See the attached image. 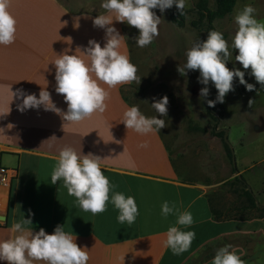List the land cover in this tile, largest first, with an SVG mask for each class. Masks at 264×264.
Wrapping results in <instances>:
<instances>
[{
	"label": "crops",
	"instance_id": "1",
	"mask_svg": "<svg viewBox=\"0 0 264 264\" xmlns=\"http://www.w3.org/2000/svg\"><path fill=\"white\" fill-rule=\"evenodd\" d=\"M243 4H251L256 18L264 20V0H236L232 12ZM87 7L93 9L94 5ZM8 10L15 17L16 33L12 44L0 45V164L13 172L10 179L0 183V239L7 238L11 224L24 216L31 218L32 225L28 227L33 231L43 228L51 234L57 225H64L65 231L75 236V243L88 251V264H183L203 244L220 236L240 232L264 235V216L248 220L212 218L207 199L209 184L183 157L177 156L174 127L165 124L159 133L141 136L120 123L125 108L133 105L146 117L153 116V112L127 98V88L143 79L148 68L142 59L137 66L138 79L111 89L103 113L63 125L59 114L42 107L18 111L16 105L21 101L13 93L23 89L38 97L41 87L47 88L57 108L66 111L63 96L55 92V68L51 63L63 53L71 55L76 51L82 55L77 47L83 50L90 39L103 46L104 30L94 27L92 20L106 13L74 10L63 0H10ZM113 24L124 36L133 64L123 23ZM247 77L250 84H259L249 74ZM258 94L264 92L254 87L251 95ZM144 142L148 147L139 148ZM64 146L104 158L101 167L110 183L116 185L114 191L135 198L139 215L131 226L117 222L118 211L111 203L106 211L93 216L78 207L61 181L51 184L54 158ZM251 172L260 174L255 185L251 178V191L257 203L264 205V154L251 158ZM238 174L232 171V175ZM164 201L175 203L193 216V225L184 230L194 231L195 239L180 255L161 244L164 233L176 220L174 215L161 216ZM232 249L242 259V249ZM212 258L201 264H210Z\"/></svg>",
	"mask_w": 264,
	"mask_h": 264
},
{
	"label": "clouds",
	"instance_id": "2",
	"mask_svg": "<svg viewBox=\"0 0 264 264\" xmlns=\"http://www.w3.org/2000/svg\"><path fill=\"white\" fill-rule=\"evenodd\" d=\"M9 2L0 0V45L3 46L12 44L16 33V20L8 10ZM185 4L186 0H101L100 7L106 14L97 15L92 23L104 30L103 46L90 39L83 50L77 47L82 55L76 54V51L71 55L63 53L51 63L55 68V92L63 96L66 111L56 107L46 87H41L38 97L17 89L13 93L21 101L16 105L17 110L24 112L42 107L45 111L59 114L65 122L63 125L76 124L94 113H103L107 109L106 101L110 98L111 89L138 79L137 69L127 55L124 36L113 22L136 28L138 35L133 37L135 46L144 48L159 34L161 18L152 10L159 9L163 13L175 5L177 11L183 14ZM255 12L256 9L247 4L234 16L236 31L231 45L222 32L210 30L205 40L195 42L186 50V61L183 66H178L177 70L182 75L188 70L199 71L198 83L205 85L200 89V97L209 95L207 86L210 83L214 86L217 93L214 100H207L210 107L223 103L225 95L234 90V78H238L246 90L251 91L255 87L245 80V71L235 67V63L229 69L226 66L229 61L239 62L244 70L250 69L248 74L264 89V22L256 18ZM230 48L237 51L234 57ZM167 105L168 98L164 96L154 99L150 106L164 117ZM120 123L141 136L159 133L165 127L164 119L157 115L146 117L136 105L125 108ZM138 147L147 148L148 144L144 142ZM54 159L51 184L61 181L67 194L75 198L82 211L95 216L106 211L107 204L111 203L118 211V223L131 226L135 222L139 215L135 198L114 191L116 185L110 183L101 167L104 158L92 153H77L73 147L64 146ZM169 215L176 217L175 224L168 227L161 244L172 254L180 255L190 248L195 239L194 231L184 230L193 225V216L187 210L181 211L175 203L170 205L164 201L161 216L167 218ZM29 225H32L31 218L24 216L11 224L10 235L0 239V261L6 264H88V251L75 243V236L65 231L64 225H57L51 234L43 228L33 231ZM210 264H244V261L228 244L215 251Z\"/></svg>",
	"mask_w": 264,
	"mask_h": 264
},
{
	"label": "rangeland",
	"instance_id": "3",
	"mask_svg": "<svg viewBox=\"0 0 264 264\" xmlns=\"http://www.w3.org/2000/svg\"><path fill=\"white\" fill-rule=\"evenodd\" d=\"M63 1L74 10H104L100 7L101 0ZM76 1L78 4H75ZM197 1L186 0L185 9L193 8ZM88 4L94 5L93 9L88 8ZM206 4L210 9L214 8V0H206ZM244 6L243 4L241 9L240 6H235L232 14L212 22L214 30L222 32L229 45L236 31L234 16ZM152 11L161 18L159 34L144 48L135 46L133 37L138 35V30L123 23V30L133 54V65L138 70L141 59L148 65L142 75L143 79L140 82L135 81L132 88H127V98L153 112V116L164 119L167 127H174L177 156L183 157L186 163L197 170L201 178L204 177L203 180L209 184L207 195L211 197L214 206L240 209L245 199L241 195L242 186L230 181L234 175L223 148L222 137L215 135L213 131L216 128L224 131V140L232 153V166L236 167L251 189V178L254 185L261 178L259 172H251V158L264 154V94L251 95V91L242 94L238 90L239 82L233 80L234 90L225 95L224 102L210 107L207 100L215 99L217 90L214 86L210 83L207 86L209 95L202 98L199 93L205 85L198 83L199 71L188 70L182 75L177 70L186 61V50L195 42L207 38L204 30L194 29L189 24V20L196 16L195 13H186L184 26L177 27L170 20L168 9L163 13L159 9ZM259 21L264 22L263 18ZM230 51L233 57L237 54L231 48ZM234 63L246 75L250 71L244 70L239 62L229 61L226 66L232 69ZM144 64L141 69L145 68ZM164 96L168 98L167 115L161 117L150 105L154 99L159 100ZM210 112L216 117L215 120ZM252 162L255 163L256 160ZM237 234L239 235L228 244L232 248L242 249V260L246 264H264V235L251 232Z\"/></svg>",
	"mask_w": 264,
	"mask_h": 264
},
{
	"label": "trees",
	"instance_id": "4",
	"mask_svg": "<svg viewBox=\"0 0 264 264\" xmlns=\"http://www.w3.org/2000/svg\"><path fill=\"white\" fill-rule=\"evenodd\" d=\"M236 0H214V8L210 9L207 4L206 0H198L194 7L191 9H185L183 10V14H180V12L177 11L176 7H171L168 9L169 18L172 21L173 24H175L177 27H183L185 24V16L186 13L192 11L195 13L196 16L192 17L189 20V24L197 30H204L207 34L210 30H214L212 22L215 19L222 18L229 13H231L233 6L235 4ZM245 80L249 83L248 77L245 74ZM234 80L239 82L238 78H234ZM255 87H258L261 89L259 84H254ZM238 90L240 93L244 94L246 92H250L249 90H246L244 85L238 83ZM252 91V90H251ZM261 91L264 92V89H261ZM211 117L215 120L216 117L210 112ZM215 135H218L222 137L224 150L226 153V156L228 157L230 163L232 164V153L227 145V143L224 140L223 134L224 131H213ZM231 170L233 172H236L235 166H232ZM230 181L239 183L242 186L241 189V195L244 196V202L240 206V209H232V208H219L214 206L212 199L210 196L207 195V199L210 206L211 216L216 221L221 220H230V219H236V220H248L251 218H261L264 216V205H261L257 203L254 193L251 191L250 187L246 183L244 177L241 174L235 175ZM245 212L248 215H245ZM251 212H257L256 214H251ZM239 234H227L220 236L218 238H215L213 240H210L203 244L193 255H191L183 264H201L204 261H206L209 258L214 257L215 251L232 242L235 237H237Z\"/></svg>",
	"mask_w": 264,
	"mask_h": 264
},
{
	"label": "built area",
	"instance_id": "5",
	"mask_svg": "<svg viewBox=\"0 0 264 264\" xmlns=\"http://www.w3.org/2000/svg\"><path fill=\"white\" fill-rule=\"evenodd\" d=\"M12 172H13V169H8V168H5L3 166H1L0 164V183H5L8 179L11 178L12 176ZM0 202H1V199H0Z\"/></svg>",
	"mask_w": 264,
	"mask_h": 264
},
{
	"label": "water",
	"instance_id": "6",
	"mask_svg": "<svg viewBox=\"0 0 264 264\" xmlns=\"http://www.w3.org/2000/svg\"><path fill=\"white\" fill-rule=\"evenodd\" d=\"M224 139H226V135H224Z\"/></svg>",
	"mask_w": 264,
	"mask_h": 264
}]
</instances>
